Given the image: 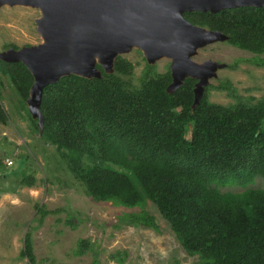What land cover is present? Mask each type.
Here are the masks:
<instances>
[{"label": "trees", "instance_id": "16d2710c", "mask_svg": "<svg viewBox=\"0 0 264 264\" xmlns=\"http://www.w3.org/2000/svg\"><path fill=\"white\" fill-rule=\"evenodd\" d=\"M183 15L222 31L264 66V6ZM97 67L100 77L69 73L47 83L40 102V135L56 145L86 193L142 207L123 214L122 221L160 231L157 216L144 208L151 201L182 250L201 264H264V185L251 186L257 177L264 179V99L216 103L208 99L206 85L192 107L197 79L187 76L167 92L169 66L160 72L146 61L135 83L127 76L132 62L119 54L112 72ZM1 72L25 103L33 82L26 65L0 58ZM217 87L230 89L222 82ZM27 112L39 132L37 118ZM7 119L0 100V122ZM5 158L0 163L7 165ZM26 159H19L16 181L33 185L36 177L23 167ZM230 186L242 189H223ZM87 248L91 242L79 238L76 252ZM20 256L36 264L29 233Z\"/></svg>", "mask_w": 264, "mask_h": 264}, {"label": "rangeland", "instance_id": "374dc122", "mask_svg": "<svg viewBox=\"0 0 264 264\" xmlns=\"http://www.w3.org/2000/svg\"><path fill=\"white\" fill-rule=\"evenodd\" d=\"M39 15L36 7L1 5L0 50L40 42L35 23ZM119 55L132 62V72L127 76L135 83L146 63L141 49L133 47ZM256 56L227 39L199 47L193 56L195 60L225 63L216 69V76L209 77L208 99L221 104L237 99H264V66L256 62ZM169 62L163 56L155 59L154 64L161 72ZM219 82L228 83L230 89L217 87ZM0 100L8 114L7 122H0V160L3 162L5 156L12 160L10 165L0 163V264H27L26 258L20 256L27 233L36 264H201L196 256L182 250L151 201L144 208L157 216L160 231L122 221L123 214L142 207H125L88 195L84 183L69 169L56 145L35 129L26 101H21L9 77L2 72ZM23 156L27 157L23 167L36 177L33 185L16 181L21 173L19 159ZM132 179L139 187L136 178ZM263 185L261 177L251 184ZM79 238H87L92 248L77 253ZM118 251L121 253L117 254Z\"/></svg>", "mask_w": 264, "mask_h": 264}, {"label": "water", "instance_id": "95a60500", "mask_svg": "<svg viewBox=\"0 0 264 264\" xmlns=\"http://www.w3.org/2000/svg\"><path fill=\"white\" fill-rule=\"evenodd\" d=\"M3 4L36 7L35 19L41 41L0 50L5 61H21L33 75L26 103L39 132L43 131L40 110L42 88L61 76L74 73L85 77L112 72L115 57L140 48L146 61L167 57L173 92L189 76L196 78L194 107L209 77L225 65L211 59L197 61L199 47L227 39L218 29H209L187 20L183 12H215L235 6H264V0H0Z\"/></svg>", "mask_w": 264, "mask_h": 264}, {"label": "built area", "instance_id": "2783aa9c", "mask_svg": "<svg viewBox=\"0 0 264 264\" xmlns=\"http://www.w3.org/2000/svg\"><path fill=\"white\" fill-rule=\"evenodd\" d=\"M6 164L9 165L12 163V160L8 157L5 158Z\"/></svg>", "mask_w": 264, "mask_h": 264}]
</instances>
